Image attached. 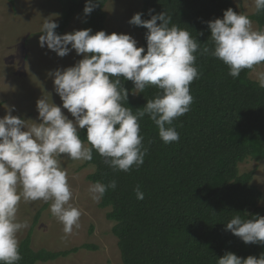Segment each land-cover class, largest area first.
<instances>
[{
    "label": "clouds",
    "instance_id": "1",
    "mask_svg": "<svg viewBox=\"0 0 264 264\" xmlns=\"http://www.w3.org/2000/svg\"><path fill=\"white\" fill-rule=\"evenodd\" d=\"M252 4L256 12L264 11V0H252ZM95 6L93 0H87L85 16ZM153 12L149 10V20H143L142 13L129 20L130 25L148 30L146 54L130 35H109L105 31L92 34L91 29L59 35L54 18L43 19L39 40L42 48L46 45L61 58L72 50L83 56L75 66L48 74L54 77V91L63 109L74 120L64 114L49 93L37 100L40 123L12 115L14 107L0 118V264H19L22 259L19 234L30 226L27 220L18 219L22 201H50V211L63 224L65 234L79 229L82 213L71 203L74 193L62 156L91 162L94 149L114 172L139 170L148 153L139 123L145 116L157 126L165 144L179 141V133L171 125L189 112L193 102L189 86L199 78L195 55L198 50L200 55L222 61L234 78L245 70L249 75L254 73L264 88V71L258 70L264 66V28H254L247 13L228 8L222 19L206 22L213 48L201 49L207 44L199 43L189 31L173 24L167 12ZM122 80L133 82L132 95L143 93L147 86L156 87L158 92L143 108L134 111L125 106L129 90ZM81 129H86L87 143L81 138ZM116 187L115 180L107 185L97 181L88 191L92 200L99 202L108 189ZM135 194L137 199H144L139 185ZM225 230L245 244L264 246V216L245 220L235 215ZM217 264H264V253L259 259H244L227 252Z\"/></svg>",
    "mask_w": 264,
    "mask_h": 264
},
{
    "label": "trees",
    "instance_id": "2",
    "mask_svg": "<svg viewBox=\"0 0 264 264\" xmlns=\"http://www.w3.org/2000/svg\"><path fill=\"white\" fill-rule=\"evenodd\" d=\"M58 1H67V9L55 30L63 35L77 14L85 16L87 0ZM108 1L93 0L96 6L85 16L84 30L91 29L92 34L114 33L106 29ZM142 2L143 20L151 19L150 9H154L153 15L167 12L173 24L189 31L199 43L207 44L201 45V49L213 48L206 22L222 19L228 8L240 13L233 0ZM249 17L260 29L264 28V11H255ZM137 29L146 54L148 30L139 26ZM195 55L199 78L189 86L193 102L189 112L174 119L171 125L179 133L178 142L165 144L157 126L145 116L139 123L148 153L139 170L114 172L94 149L93 160L86 161V165L95 166V172L88 177L91 182H117L115 190L106 191L100 206L111 209L108 219L115 222L113 234L118 239L123 264H217L227 252L244 259H259L264 253V246L245 244L225 230L235 215L245 220L264 216V195L253 184L255 171L239 172V166L248 159L264 161V88L250 78L248 70L234 78L219 59L200 55L199 50ZM122 83L125 88L129 83L130 91L134 88L132 81ZM157 92L154 86H147L137 96L129 92L125 106L134 111L143 108ZM79 131L87 143L86 129ZM137 185L144 193L143 200L136 197ZM41 213H37L19 245V264L53 262L82 249H96L91 244L60 251L33 248Z\"/></svg>",
    "mask_w": 264,
    "mask_h": 264
},
{
    "label": "rangeland",
    "instance_id": "3",
    "mask_svg": "<svg viewBox=\"0 0 264 264\" xmlns=\"http://www.w3.org/2000/svg\"><path fill=\"white\" fill-rule=\"evenodd\" d=\"M233 1L240 12L248 15L255 12L252 0ZM142 5V0H109L105 7L106 29L130 35L137 40V47H142V34L137 26L129 24L135 14L141 13ZM66 9L67 1L15 0L12 4L10 0H0V118L7 114L9 108L14 107L12 115L40 123L37 100L49 93L52 101L62 108L64 114L74 120L63 109V102L54 91V77L48 74L57 69L75 66L83 56L72 50L61 58L46 45L42 48L39 43L43 19L53 17L57 23ZM84 18L82 13L77 14L64 34L84 30ZM253 26L260 29L256 23ZM258 70L264 71V66ZM250 78L256 81L254 73ZM129 88L130 84L127 83V89ZM51 97H48L50 101ZM61 159L62 166L67 168L74 193L71 203L82 213L80 227L70 235L65 234L63 224L50 211V201H22L18 219L27 220L30 226L19 234L20 243L26 238L37 213L42 211L32 239L33 248L60 251L91 244L96 249H82L68 258L37 264H123L118 239L113 234L115 222L108 219L111 209L101 208V200L93 201L88 191L93 184L88 177L95 172V166L86 165V161H71L63 156ZM250 171H255L253 184L264 195V161L248 159L239 166L240 174ZM261 205L264 207V199Z\"/></svg>",
    "mask_w": 264,
    "mask_h": 264
}]
</instances>
